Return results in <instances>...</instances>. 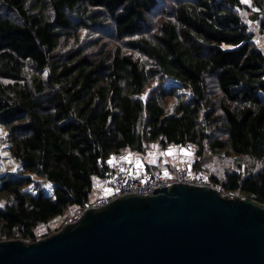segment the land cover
I'll return each instance as SVG.
<instances>
[{
    "label": "trees",
    "instance_id": "16d2710c",
    "mask_svg": "<svg viewBox=\"0 0 264 264\" xmlns=\"http://www.w3.org/2000/svg\"><path fill=\"white\" fill-rule=\"evenodd\" d=\"M248 1L255 12L242 0H0V128L20 165L0 176V242L34 243L55 220L58 232L94 202L111 157L150 145L194 147V174L264 205V0ZM212 154L257 171L215 176Z\"/></svg>",
    "mask_w": 264,
    "mask_h": 264
},
{
    "label": "water",
    "instance_id": "95a60500",
    "mask_svg": "<svg viewBox=\"0 0 264 264\" xmlns=\"http://www.w3.org/2000/svg\"><path fill=\"white\" fill-rule=\"evenodd\" d=\"M123 195L34 243L0 242V264H264V205L183 183Z\"/></svg>",
    "mask_w": 264,
    "mask_h": 264
},
{
    "label": "rangeland",
    "instance_id": "374dc122",
    "mask_svg": "<svg viewBox=\"0 0 264 264\" xmlns=\"http://www.w3.org/2000/svg\"><path fill=\"white\" fill-rule=\"evenodd\" d=\"M245 6L244 8L249 9L250 12H255V10L251 7L250 2H242ZM250 13L247 15V21L255 27V24L249 21ZM256 28V27H255ZM257 38L255 39V43L258 47L264 51V36L258 35L256 32ZM148 92L143 95V101L146 100ZM174 115V103L169 101L165 113L164 118ZM5 141V131L0 128V176L10 173H17L20 169L19 163L14 161V159L9 155L7 144ZM125 156L131 157L136 156L138 162L143 165L142 167L145 168V165L149 167V171L158 172L163 171L165 169L172 168H189L192 172V168L194 163L196 162V149L192 146H167L162 148L158 145H150L148 146L143 154H136L134 152L126 151L119 158H123ZM208 156V155H207ZM147 163V164H146ZM145 164V165H144ZM162 166V167H161ZM209 166L210 170L214 171L215 176L223 177L225 173H237V174H246L247 172H255L257 171V164L250 162L245 158L240 157H225L221 154H212L209 156ZM146 172H149L147 168H145ZM195 171V170H194ZM194 173V172H193ZM200 174L199 176H209L211 175L209 172H201L195 173ZM202 174V175H201ZM207 178V177H206ZM44 192L50 193L51 186L46 184L43 186ZM99 186L94 187V191L92 194L91 202L96 201L97 197L99 196ZM102 190V189H101ZM238 196V195H232ZM3 203L0 202V205ZM60 220H55L49 226H44L39 228L37 231V238L38 240L44 239L56 232H54L55 227L58 226ZM54 233H51L52 231ZM45 234H48V236ZM37 240V241H38ZM26 243V242H24Z\"/></svg>",
    "mask_w": 264,
    "mask_h": 264
},
{
    "label": "built area",
    "instance_id": "2783aa9c",
    "mask_svg": "<svg viewBox=\"0 0 264 264\" xmlns=\"http://www.w3.org/2000/svg\"><path fill=\"white\" fill-rule=\"evenodd\" d=\"M126 159V156L123 158L111 157L109 159V164L113 167V170L111 169L105 173L103 179L105 187L99 192L97 200L86 206L85 209L104 207L123 195L146 194L147 196H152L154 189L159 187L167 188V184L174 183H183L198 187H211L219 191L222 195H227L221 192L216 186L210 184V181L205 176L195 175L189 168L179 167L174 173L170 170H163L156 174H149L146 172L145 168L142 167L143 165L136 160L132 166L136 174L132 172L130 176L123 167L125 161L128 163L130 162ZM227 196L231 197L232 195ZM78 217L71 219L68 223H75Z\"/></svg>",
    "mask_w": 264,
    "mask_h": 264
},
{
    "label": "crops",
    "instance_id": "0c3cea01",
    "mask_svg": "<svg viewBox=\"0 0 264 264\" xmlns=\"http://www.w3.org/2000/svg\"><path fill=\"white\" fill-rule=\"evenodd\" d=\"M137 154V153H136ZM127 157V159L126 160H129L130 162L128 163V162H124L123 163V167H124V169L128 172V174L131 176L132 175V172H134L135 174H136V172L132 169V166L134 165V163L136 162V160H137V158H136V156H131V157H128V156H126ZM147 164V163H146ZM145 165V164H144ZM145 168H149L148 167V164H147V166L145 165ZM148 170V169H147ZM165 170H170L171 172H175L176 170H177V168H175L174 166L172 167V168H169V169H165ZM137 171V170H136ZM149 171V170H148ZM160 172V171H159ZM149 174H156V173H158V172H154L153 171V173H152V171L150 170L149 172H148ZM96 186H99V190H98V192L99 191H101V189H103L104 187H105V184H104V181H98L97 182V184H96ZM98 198V197H97ZM96 198V199H97Z\"/></svg>",
    "mask_w": 264,
    "mask_h": 264
},
{
    "label": "snow or ice",
    "instance_id": "6c2138e0",
    "mask_svg": "<svg viewBox=\"0 0 264 264\" xmlns=\"http://www.w3.org/2000/svg\"><path fill=\"white\" fill-rule=\"evenodd\" d=\"M242 2H245L246 3V2H248V0H242Z\"/></svg>",
    "mask_w": 264,
    "mask_h": 264
}]
</instances>
